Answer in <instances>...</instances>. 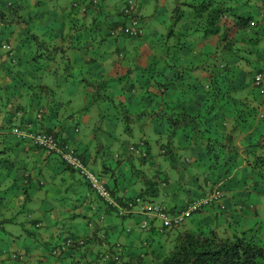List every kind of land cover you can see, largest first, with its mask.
<instances>
[{
	"label": "trees",
	"instance_id": "1",
	"mask_svg": "<svg viewBox=\"0 0 264 264\" xmlns=\"http://www.w3.org/2000/svg\"><path fill=\"white\" fill-rule=\"evenodd\" d=\"M45 1L56 7L63 2L0 0V35H15V45L10 48L11 56L7 57L12 61L15 58V64L9 62V67L15 66L18 69L16 72L11 70L10 75L21 81L19 83L23 87L22 95L26 98L27 106L37 109L38 103L42 102L55 123L65 120L66 128H69L68 122L72 114L77 115V112H73V107L69 106L74 103L79 92L77 89L85 87L86 90L81 92L85 93L82 96L83 104L77 108L78 112L100 102H107L121 120L142 123L139 125L140 130L145 125L144 120L151 127L164 123L169 135L165 144L160 145V153L170 166H173L174 160L171 140L177 131L185 133L190 144L196 143L203 147L208 168L217 172L216 177L219 179L216 183L209 179L204 181L208 189L174 206L175 210L186 208L214 187L222 193L219 181L228 178L232 180L239 171L247 169L252 173L244 175V183L252 180L253 174L264 173V118H256L259 96L256 97L253 92L256 90L252 84L255 70H247L250 63L248 54L252 51V46L245 44L248 40L236 38L233 31L235 28L251 27V17L234 14L230 11L231 7L221 0L178 3L167 18L166 32L162 34V38L150 43L154 44L153 47H160L163 57L150 60L145 67L132 65L107 75L105 61L114 55L121 59L125 56L124 49L127 51L117 43L140 38L117 34V26L128 22V14L123 8L126 0L121 8L108 13L103 11L101 0H72L67 10L62 9L50 16L45 15L42 9L39 10V6H43ZM23 3L27 4L26 8L21 7ZM30 6L35 9L29 8ZM88 7L90 15L86 14ZM36 16L39 17L35 18ZM224 16L233 20L232 26L223 29L222 34L221 20ZM85 17L89 18V23ZM180 21L182 24L177 26ZM138 24H143L140 18ZM210 37H216V41L202 42L200 50L196 48L201 41ZM7 42L8 40L0 38V49ZM184 55L190 57L186 64L183 61ZM219 56L220 62L214 63L213 60ZM257 60L251 59L253 68ZM203 72L207 74V88L201 82ZM20 110L23 111L21 108ZM66 110L72 111L65 114ZM58 112L59 115H56ZM23 128H11V133L21 141L26 140L23 139ZM32 133L33 137L37 133H48L61 146L67 144L58 132L32 130ZM27 140L30 142L32 138ZM144 144L148 154V142ZM81 158L87 164V158L83 155ZM139 159L144 161L145 157ZM65 168L73 172L68 167ZM166 183L167 178L161 173L143 177L138 192L125 198L123 194L118 195L117 188L115 190L105 182L112 199L121 205L137 197L148 200V203H155L158 186L163 187ZM252 185L255 187L256 183L252 181ZM248 192L249 195L259 194V191ZM185 194L190 192L187 190ZM211 206L212 204H202L194 212L212 215L211 224L187 230L177 229L184 221L176 227L159 229L153 226L144 246L150 248L162 245L160 249L165 248V251L157 253L153 250L152 264H264L262 228L255 223L254 227H237L232 234L222 235L217 226L225 222L230 213L227 207L221 209L220 205V210L210 213ZM246 207L252 208L254 212L253 205ZM117 211L116 209L115 212ZM240 211L243 212L242 208ZM218 214L224 216L223 222L218 219ZM239 217L237 214L236 218ZM174 229L177 232L172 233ZM93 231L88 236L74 240L71 245L78 246L79 241L88 245L89 240L94 237ZM72 238L76 237L71 236ZM136 259L140 263L142 258L138 256ZM89 261L93 263L94 259ZM90 263L85 260L82 264Z\"/></svg>",
	"mask_w": 264,
	"mask_h": 264
},
{
	"label": "crops",
	"instance_id": "2",
	"mask_svg": "<svg viewBox=\"0 0 264 264\" xmlns=\"http://www.w3.org/2000/svg\"><path fill=\"white\" fill-rule=\"evenodd\" d=\"M13 1V0H12ZM20 2V0H17ZM89 0H85L88 2ZM124 0H101L103 11L113 12L116 11L119 7L121 8ZM137 1V11L139 16L141 17L143 26L145 28L144 33L140 36V38H133L131 40L118 42L117 45L119 47L124 46L127 51H125L121 59L116 58V55L112 56L110 59L106 60L104 63V68L106 70L107 75H112L109 72L111 69L120 70L128 68L132 65H137L141 67H145L147 63L153 59H160L163 57V53L161 49L157 47H153L154 44H151V41L156 40L157 38H162V34L166 32V21L169 17L172 8L181 2L187 1H195V0H136ZM197 1V0H196ZM218 1V0H217ZM72 2V0H63L62 5L56 7L53 6L49 1H45L43 6H39V10H43L45 15H53L58 13L62 9L67 10L68 5ZM226 5L231 7L230 11L236 15L251 17L252 25L247 29H233L234 35L236 38L242 37L245 40H248L247 43L251 47V56L253 59H258L262 61L264 64V59L260 54H264V0H224ZM27 4L23 3L22 8H26ZM171 7V11L167 8ZM29 8H34V6H30ZM30 9V11L34 10ZM26 11H29L27 9ZM86 14H89V7L87 8ZM36 16L35 18H38ZM86 18V22L89 23V18ZM43 20V19H42ZM232 18L224 16L221 20L222 30H225L226 27L232 26ZM180 21L177 26L181 25ZM223 34V33H222ZM14 37L15 35H0V38L8 40V44L11 48L14 47ZM162 40V39H161ZM160 41V40H159ZM216 41V37H210L207 39V43H214ZM201 41L200 43H202ZM162 43V42H161ZM152 46V48H151ZM156 48V49H155ZM238 47H235L237 49ZM155 49V51H154ZM239 50V48H238ZM189 55L183 56L184 64H186L187 60H189ZM193 59V57H191ZM15 64L14 60H10L5 52L0 49V153L5 155L7 152L11 153L16 157L17 163L11 166L9 172L7 170L4 171V174L0 175L1 178L11 177L15 182H19V185H15V183L11 186L10 189L4 188V192L11 191L13 195L11 197L0 196V230H3L1 227L2 223L10 222L15 223L20 226L21 229H25L28 227L30 230L41 229V237H42V245L47 250L45 254L52 258L50 261L47 258L43 260L37 258V256L31 252L25 253V255L19 252H13L14 259L12 264H82L86 259H96L98 253L101 251L97 243V239L95 236H100L99 234L105 235L107 239L110 241H119L123 244L125 248V255L121 259L120 263L117 264H135L136 257L139 256L142 252L141 242L147 238L148 234L143 232V237L132 233L128 228H124L123 225L124 220L126 218L117 217L114 212L110 209H107L101 201L98 200L96 195L87 188V185L80 179H75V173L67 170L65 166L61 163L58 155L51 154L42 149L36 148L30 145L28 140H20L16 136L11 133V128L14 126L18 127H28L31 130L38 131H51L58 132L61 139L64 140V143L73 144V146L77 149L79 153H82L83 156L90 159V161L94 162L97 159L91 158V155L88 153V149H82V152L78 149L79 144L75 139L73 140L71 136H66L69 132V128H66V121L61 120L58 123H55V119L49 116L48 110L45 108L42 102L38 103L37 109H31L26 103V98L23 96V87L19 82L13 78V75H10V71H17L18 68L15 66L9 67L8 63ZM256 63V65H257ZM263 67H259L262 70ZM29 74V73H28ZM198 74V72H197ZM79 90L77 96L74 99V103L69 107H73V112H77V115L74 113L70 119L71 126L75 127V124L79 121H83L85 119L88 124L91 120H93L94 116H80L82 112H78V107L80 108L82 103V96L85 95L84 92L86 90L85 87L78 88ZM256 96V95H255ZM257 97V96H256ZM26 101V102H25ZM44 108H43V107ZM89 106L88 108H90ZM20 108L24 111H21ZM75 108V109H74ZM72 110H66L65 114L70 113ZM16 112H20L19 115H16ZM79 113V114H78ZM59 115V112L56 114ZM60 120V119H59ZM95 120V119H94ZM58 121V119H56ZM61 122V123H60ZM228 122V121H227ZM55 124V125H54ZM69 124V122H68ZM70 127V125H69ZM74 133V131H73ZM75 136L74 134H72ZM83 145L84 141H81ZM20 156H23L25 159H20ZM9 163V161L7 162ZM63 167L61 172L63 180L66 182L65 186L62 190L68 192L67 195L73 193V198L69 196L61 197L60 195L56 196L58 201L63 203V208L68 209L72 212V214L78 215L81 213V208L72 206L69 207V201H73L75 203L79 201H83V205L88 206L87 212L90 215H98L101 214H110L117 217L120 220V227L116 224L114 220L110 222L109 225H102L101 222H97L95 225V229L93 231L94 237L89 240L90 246H87L85 249H81L79 251H71L66 250L65 253L61 254L59 257L55 258L50 256V249L53 248L56 244L63 241L66 236L80 237V236H88L91 232L86 228L82 232H77L75 235L73 233V229L71 231L63 232L60 231L57 235L53 234V228L51 223H49V217L53 213V209H49L48 206L50 203L44 206L43 212L41 213H33L31 209L26 208L28 201H33L35 199L41 200V202L47 201V194L53 191L54 182H44L40 175L42 170L47 171H59V166ZM102 170L104 173L110 175L112 188H117V193L122 192L123 196L126 198L133 196L138 192L139 187L141 186V182L138 180L139 173L134 171L128 163L124 160H120L119 158L116 160L113 167L110 165H105V163L101 162ZM106 166V167H105ZM120 174L121 182L117 180L115 177V173ZM135 176L137 178L135 179ZM135 186L131 188L130 195L128 192L127 183L135 182ZM60 188H56V191L59 192ZM127 191V192H126ZM190 194H186V198L183 202L188 200L192 196V192L188 190ZM205 192V191H204ZM203 192V193H204ZM40 195V196H39ZM93 195V197L91 196ZM199 195V194H198ZM250 196H258V194L251 193ZM69 200V201H68ZM170 206V205H169ZM178 206V205H173ZM26 213L27 220L22 225L21 222L12 221L14 220V216L17 214ZM11 214L10 217L5 218L4 216ZM58 216V215H57ZM55 216L54 218H57ZM83 218H86L87 215L83 214ZM206 219L207 224H211L212 215L207 216V212L203 216ZM104 220V219H103ZM28 231V230H27ZM125 231V232H124ZM155 231V230H154ZM81 234V235H80ZM126 235L125 239L122 241L121 236ZM152 237H155L152 234ZM19 246L20 243H19ZM143 259V258H142ZM142 259L139 264H142Z\"/></svg>",
	"mask_w": 264,
	"mask_h": 264
},
{
	"label": "rangeland",
	"instance_id": "3",
	"mask_svg": "<svg viewBox=\"0 0 264 264\" xmlns=\"http://www.w3.org/2000/svg\"><path fill=\"white\" fill-rule=\"evenodd\" d=\"M167 9L171 11V7H168ZM172 42L173 40L170 41V43ZM204 43H207V40L203 41V44ZM203 44H198L196 48L200 50V47H202ZM202 49L204 50V48ZM260 55L264 59V54ZM248 56L250 63L248 64L249 67H247V70L257 71L259 67H263V62L259 61L253 68L251 62L253 57L250 54H248ZM219 58L221 57L219 56L213 60L214 63H219L221 60ZM205 62H207V59ZM109 72L114 74L115 69H111ZM200 78H203V81H201L202 84H207L206 73H201ZM59 88L61 89V85ZM205 92L207 93L206 89ZM253 92L256 96H259L257 90H254ZM205 104H207V102H205ZM92 115L94 118L88 124L85 119H83V121H79L75 127H72L71 122L69 121V132L66 136H71L73 140L75 139V141L76 138L78 139L77 142L80 147L78 149L79 151L82 152V149H85L86 146L91 158H95L99 161L97 162L94 160V162H92L87 158V166L110 186L112 185L111 177L103 172L101 162L105 163V165L113 167L118 158L128 163L134 171L141 172L139 174L141 177H138L140 182H142L143 177H153L158 173H161L163 177H166L167 184L164 187L161 185L158 186V194L155 201H162V203L170 205L171 207L173 205H180L183 203L186 198L185 191L187 190H190L192 195H198L203 191H206L208 189V185H204V181L207 179L212 180L214 183L218 182L219 178L216 177L217 172L208 168V159L206 160L207 156L205 151L202 149L203 147L196 143L190 144V141H188L185 133L177 131L171 140L174 160L172 163L173 166H170L164 156L160 153V145L165 144L167 135H169V131L164 123L158 124L157 128L156 125L151 127V125L148 122L146 123V120H144L145 125L140 130L139 125H142V123H138V121L136 122L135 120L128 122L121 120L119 114H117L115 109L107 102H100L92 105L80 114V116H89V118ZM141 139L148 142V154H146L144 161H140L139 155L133 150L130 152L128 149L129 145L138 144ZM81 141H84L85 145H83ZM7 158L9 159V163L6 161ZM20 159L24 160L25 158L20 156ZM16 163V157L11 153L7 152L5 155L0 154V175L4 174L5 170L9 172L11 166ZM62 170L63 167L61 165L59 166V171L53 172L44 169L42 170L40 178L46 183L54 182L55 188L53 187V191L47 194V201L41 202V200L37 198L33 201H28L26 208L31 209L33 213H41L43 212L44 206L50 203L48 208L53 209V213L49 217V223H51L54 235H57L60 231H71V229H73V233L77 235V232H82L86 229L84 227H87V224L90 225V229H94L96 227L95 224L98 222V215H90V213L87 212L88 206L83 205V201L75 203L68 200L70 208H72L73 205L76 207L82 206L81 213L75 215L68 209L63 208V203L56 199L57 195H60L61 197L69 196L70 198H73L74 196L73 193L67 195L70 191L66 192L62 190L66 184L61 174ZM249 172L250 171L247 169L239 171L234 178L232 177V180L231 178H228V180H222L218 183L223 192V198L221 199L223 207L221 209L227 207L228 212L230 213V215L226 217L225 222H223L225 220L223 218L224 216L222 214H218V219L223 223L218 225L217 229L222 235L232 234L237 227H254L255 223H257V227L259 226L262 228V232L264 233V173H259L258 175L253 174L252 180H246L248 183H244V175ZM137 176H135V179ZM75 177V179L80 178V176L76 173ZM115 177L119 182H121L120 174L118 172L115 173ZM15 181L17 180L13 181L11 177L1 178V197L15 196L11 191H3L4 188H7V190L10 189L14 183L18 186L19 182ZM252 181L256 183L255 187H253ZM136 182L138 181L127 183L128 192H126L128 195H130L131 188L135 186ZM195 185L196 187H194ZM56 188H60L59 192L56 191ZM247 191H259V194L258 196H250ZM122 194L123 193L121 191L118 192L119 196ZM91 196L93 197V195ZM247 205H253L254 212L247 208ZM240 206L242 207L243 212H239L240 210L237 207ZM138 208H140L139 205L136 206V209ZM209 209L210 213L220 210L218 209V204H212ZM83 214H86L87 217L83 218ZM237 214L241 216L236 218ZM25 215V212L23 214H17L14 216V220L12 219V221L21 222L23 225L27 220ZM204 215L205 212H202V214L194 213L181 225H179L177 229H195L199 225H207L206 219L203 218ZM10 216L11 214L9 213L4 217L8 218ZM55 216H57V218H54ZM142 219H146V217L138 215L133 218H126L123 222V225L125 226L124 228H128L132 233L143 237V231H141L138 227V222ZM112 220H114L120 227V220L107 213L104 215V220L101 221V224L104 226L109 225ZM152 224L154 226H158L159 222L158 220H153ZM1 227L3 230H0V264H12L14 260L12 258L13 255H15L13 252L16 251L23 255L27 252H31L35 254L37 258H40L41 256L40 260H43L44 258H47L50 261L52 260V258H49L45 254L47 250L41 242V229L30 230L28 227H25L23 230L18 224L10 222L2 223ZM177 229H174L172 233L177 232ZM125 237L126 235H122L121 240L123 241ZM19 243L21 246H19ZM118 243L123 245L119 241ZM161 246L162 245L156 247L151 246L146 249L147 252L143 256L142 264H152L153 256L151 252L153 250L157 253H164L165 248L160 249Z\"/></svg>",
	"mask_w": 264,
	"mask_h": 264
},
{
	"label": "built area",
	"instance_id": "4",
	"mask_svg": "<svg viewBox=\"0 0 264 264\" xmlns=\"http://www.w3.org/2000/svg\"><path fill=\"white\" fill-rule=\"evenodd\" d=\"M125 12L129 15V21L126 25L120 26L116 29L119 33H125L130 36L140 34L142 29L138 24V18L134 15L136 9L135 0H126ZM124 31V32H123ZM8 48L7 46H3ZM253 86L258 90V93L262 96L264 95V70L256 72L252 78ZM262 114H264V104L262 103ZM261 114V116H262ZM32 143L42 148L47 152H55L59 155L62 162L76 171L83 179L87 182L91 190H93L97 196H99L102 201L107 205H115L112 201L108 190L105 187L104 182L90 171L82 160L76 155L75 151L68 146L60 147L57 140L50 134L37 133L32 137ZM222 199V193L219 189L215 188L206 195L200 197L197 201L188 205L186 208L175 210L169 212L165 207L155 205V204H145L142 206V212L147 215L148 218L156 219L160 222L162 228L174 227L181 224L185 219L190 217L197 207L200 205H210L217 203ZM138 201V200H137ZM119 214L129 213L130 210L117 207ZM140 228L148 230L149 225L147 221L140 222ZM72 242L67 241L70 245ZM105 248L107 246L103 244ZM111 252H105L102 257L103 262L117 261L121 252V246L119 244H114L111 247Z\"/></svg>",
	"mask_w": 264,
	"mask_h": 264
},
{
	"label": "clouds",
	"instance_id": "5",
	"mask_svg": "<svg viewBox=\"0 0 264 264\" xmlns=\"http://www.w3.org/2000/svg\"><path fill=\"white\" fill-rule=\"evenodd\" d=\"M135 3H136V9H135V13H134V15L135 16H137V18H140L141 19V17L139 16V14H138V11H137V1L135 0ZM126 4V3H125ZM125 7V5L123 6V8ZM129 16V15H128ZM127 16V20L129 21V17ZM128 23V22H127ZM126 23V24H127ZM126 24H124V25H126ZM252 24V23H251ZM124 25H119V26H117V28L118 27H120V26H124ZM139 26H140V28L142 29V32L140 33V34H137V35H134V36H132V37H137V36H141L143 33H144V31H145V28H144V26H143V24H139ZM116 28V29H117ZM117 34H120V32L118 33L117 32ZM125 34V33H124ZM128 35V34H127ZM3 46H7L8 48H5V47H3ZM11 47H10V45L8 44V43H4L2 46H1V50L3 51V52H5V54L6 55H8V56H11V49H10ZM264 70V68L262 69V70H259V71H263ZM259 71H255L254 72V74L256 73V72H259ZM253 74V75H254ZM205 88H207V84H205ZM256 89V88H255ZM257 90V89H256ZM258 91V90H257ZM258 95H259V105H258V109H257V115H256V118L257 119H262V118H264V114H262V103L264 104V95H260L259 93H258ZM20 114V112H16V115H19ZM261 114H262V116H261ZM24 129V133H23V136H24V138L23 139H29V138H32L33 137V133H32V130L30 129V128H28V127H24L23 128ZM48 134V133H47ZM51 135V134H50ZM53 136V135H52ZM57 140V139H56ZM58 142V141H57ZM144 142H146L144 139H141L140 141H139V143L138 144H134V145H129V147H128V149H129V151L131 152V150H133L135 153H137L138 155H139V158H141V157H145L146 156V148H145V144H144ZM30 143V145H32V146H34V147H36L37 145H35V144H33L32 143V140L29 142ZM58 145L60 146V147H64V146H68V147H71L74 151H75V153H76V155L82 160V162L85 164V162H84V160L81 158V156L83 155L82 153H79L78 151H77V149L73 146V144H64V146H61L60 144H59V142H58ZM36 148H39V149H42V148H40V147H36ZM43 150V149H42ZM45 151V150H44ZM47 152V151H46ZM49 153H51V154H56V155H58L57 153H55V152H49ZM58 157H59V155H58ZM59 159H60V157H59ZM60 161L62 162V160L60 159ZM63 163V162H62ZM64 164V163H63ZM65 165V164H64ZM86 165V167L89 169V167L87 166V164H85ZM66 166V165H65ZM66 167H68V166H66ZM69 168V167H68ZM70 170H72L71 168H69ZM90 171H92L91 169H89ZM74 173H76V174H78L76 171H74V170H72ZM95 175H97L94 171H92ZM79 175V174H78ZM80 176V175H79ZM99 178H100V176L99 175H97ZM80 179L87 185V188L90 190V192H93L95 195H96V197L98 198V200L99 201H101L102 202V204L107 208V209H110V210H112L113 212H114V214L117 216V217H123V216H126V218L129 216V217H132V216H140V215H142V216H145L146 217V219H142L141 221H146L147 220V222H148V225H149V228H148V230H144V229H142V228H140V222L141 221H139L138 222V227H139V229L141 230V231H143L145 234H148L149 233V231H150V229L154 226L153 224H152V221L153 220H156V219H153V218H148L147 217V215L146 214H144L143 212H142V206L143 205H145V204H155V205H159V206H163V207H165L169 212H173V211H175V209H173L174 208V206H169V205H165L164 203H162V201L161 202H158V201H156L155 203H148V200H144V199H141L140 197H137V198H135L133 201H126L125 202V204L124 205H121V204H118V202L117 201H115L114 199H112V197H111V194H110V192H109V194H110V197H111V199H112V201L115 203V205H107V204H105L103 201H102V199L99 197V196H97V194L93 191V190H91L90 189V187L88 186V184H87V182L83 179V177L82 176H80ZM101 179V178H100ZM102 180V179H101ZM103 182H104V184H105V181L104 180H102ZM167 184V183H166ZM165 184V185H166ZM164 185V186H165ZM163 186V187H164ZM105 187H106V184H105ZM215 188H217V187H214L213 189H215ZM106 189H107V187H106ZM212 189V190H213ZM218 189V188H217ZM108 190V189H107ZM211 190V191H212ZM207 193H209V192H207ZM206 193V194H207ZM205 194V195H206ZM165 195V194H164ZM222 198H223V192H222ZM138 200V201H137ZM221 201L222 200H220L219 201V203H215V204H218V205H220V207L222 208L223 207V205L221 204ZM137 205H139L140 206V208H138V209H136V206ZM123 206V207H122ZM117 207H121V208H125V209H128V210H130V212L129 213H123V214H119V212L117 211V212H115L116 211V209H117ZM176 208V207H175ZM239 210H241V206L240 207H237ZM181 209V208H180ZM251 210H252V208H250ZM176 210H179L178 208L176 209ZM253 211V210H252ZM239 212H241V211H239ZM240 214V213H239ZM238 214V216H241V215H239ZM104 215L105 214H101L99 217H98V221L99 222H101V221H103V219H104ZM186 220V219H185ZM184 220V221H185ZM159 222V221H158ZM157 228H159V229H162V227H161V225H160V222H159V225L158 226H156ZM174 227H176V226H174ZM87 228L90 230V232H92V230H94V229H90V225L89 224H87ZM91 234V233H90ZM100 236H98L97 237V243H98V245H99V247L101 248V251L98 253V255H97V258L96 259H94V262L93 263H90V259H86V261H88L90 264H109V263H120V261H121V259L124 257V255H125V248H124V246L123 245H121V244H119L118 243V241H110L109 239H107L106 237H105V235H102V233L101 234H99ZM81 237V236H80ZM79 237H76V238H72L71 239V236H66L64 239H63V241H61L60 243H58V244H56L55 246H54V248L53 249H51L50 250V252H49V254H50V256H52V257H55V258H57V257H59L61 254H63V253H65V251L68 249V250H71V251H73V252H75V251H79V250H81V249H85L86 247H87V244H84V243H82L81 241H79L78 242V246H73V245H68L67 244V241L68 240H70L71 242H73L74 240H76V239H78ZM103 244H105L106 246H107V248H105L104 246H103ZM114 244H119L120 246H121V252H120V255H119V258H118V260L117 261H109V262H103V260H102V257H103V255L105 254V252H111V246L112 245H114ZM144 244H145V239L141 242V246H142V252H141V254L139 255L141 258H143V256L146 254V252H147V250L146 249H148V248H146L145 246H144ZM58 246V247H57ZM138 257V256H137ZM13 258H14V255H13ZM135 264H139V263H137V262H135Z\"/></svg>",
	"mask_w": 264,
	"mask_h": 264
}]
</instances>
